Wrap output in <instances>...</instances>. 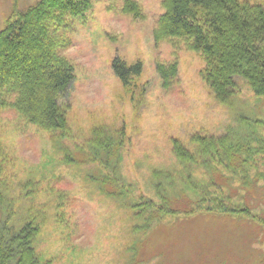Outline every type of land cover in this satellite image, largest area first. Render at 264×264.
Instances as JSON below:
<instances>
[{
	"label": "rangeland",
	"instance_id": "rangeland-1",
	"mask_svg": "<svg viewBox=\"0 0 264 264\" xmlns=\"http://www.w3.org/2000/svg\"><path fill=\"white\" fill-rule=\"evenodd\" d=\"M37 1L0 0V31ZM88 1V12L60 28L74 67L62 103L68 130L45 132L0 111V226L37 222L41 263L264 264V99L236 78L235 96L220 104L202 78L201 54L156 39L159 0ZM126 1L139 18L123 12ZM115 59L141 64L129 87L115 75ZM162 66L176 68L166 85ZM199 136L249 145L242 174H230L236 162L228 173V161L202 156L192 142ZM175 142L193 162L178 160ZM102 144L114 146L107 166Z\"/></svg>",
	"mask_w": 264,
	"mask_h": 264
},
{
	"label": "trees",
	"instance_id": "trees-1",
	"mask_svg": "<svg viewBox=\"0 0 264 264\" xmlns=\"http://www.w3.org/2000/svg\"><path fill=\"white\" fill-rule=\"evenodd\" d=\"M159 1L163 13L155 29L156 39L183 41L189 50L201 54L205 61L202 78L220 104L228 105L235 96L236 78L245 81L255 97L264 99V7L240 0ZM90 7L88 0H38L24 11L16 10L5 22L0 31V111L12 110L45 132L68 130L62 103L74 81V67L63 56L68 42L60 28L68 16H81ZM139 11L135 2L124 3L125 14L139 18ZM141 69L140 63L127 66L119 59L113 63L115 75L126 87L141 74ZM175 69L158 68L165 85L173 78ZM192 142L199 146L202 156L219 160V165L228 161L221 167L223 171L230 173V163L236 162L230 174H242L246 163L242 157L243 153L249 154V145L238 144L230 136H199ZM174 145L180 162H193L192 155L178 142ZM103 147L100 151L105 155L101 162L107 166L114 146ZM5 157L0 148V207L6 201L2 178ZM168 181L175 179L167 178ZM160 196L163 205L171 208L167 197ZM39 229L33 220L20 231L2 224L0 264H50L41 263L35 250Z\"/></svg>",
	"mask_w": 264,
	"mask_h": 264
}]
</instances>
